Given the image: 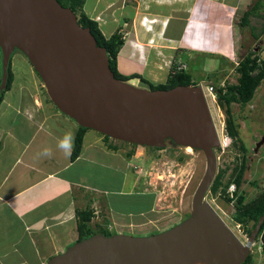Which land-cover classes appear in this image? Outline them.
<instances>
[{
  "label": "water",
  "instance_id": "water-1",
  "mask_svg": "<svg viewBox=\"0 0 264 264\" xmlns=\"http://www.w3.org/2000/svg\"><path fill=\"white\" fill-rule=\"evenodd\" d=\"M22 53L51 103L78 126L110 139L148 147L175 144L201 150L205 174L190 216L154 236L95 234L46 264H244L251 254L204 200L216 172L219 140L200 86L147 90L114 78L97 46L69 8L56 0H0V91L13 52ZM264 141V140H263ZM263 217L247 238L254 244ZM264 248V229L260 234Z\"/></svg>",
  "mask_w": 264,
  "mask_h": 264
},
{
  "label": "rangeland",
  "instance_id": "rangeland-1",
  "mask_svg": "<svg viewBox=\"0 0 264 264\" xmlns=\"http://www.w3.org/2000/svg\"><path fill=\"white\" fill-rule=\"evenodd\" d=\"M257 1L240 0L237 7L238 11H236L237 15L234 19V51L229 52L225 56H220L222 54L216 52L214 56L210 57L208 55L193 54L191 52L187 56L178 59V62L184 65L192 74L196 86L202 87L204 91L219 140V145L214 148L216 158L215 175L218 170H225L224 181L231 178L232 169L236 165H239L242 158V151L238 145H233L231 140L226 136V114L217 105L216 97L211 87L217 89L226 84H236L238 78V73L236 72L237 64L248 52H253L254 56H257L260 61L264 60L263 36L260 35L257 39H254L251 27H243L240 24L243 13L253 7ZM134 2L135 0H122V5L113 8L115 10L114 12H120L122 9L121 13H123V6L128 4H131L130 6L133 7V10H136L135 6L137 4ZM260 2L262 6L255 12L257 15L250 16L248 20L249 26L256 28L255 32H259L261 26L264 24V0H260ZM140 14L134 19L136 23L133 21L127 23L121 22L123 25L119 26L122 28L120 32H122L123 37L127 40H131V37L138 38L139 42L135 41L136 46L142 45V42H144L142 39L145 35L142 34L140 27L147 30V27L154 26L156 23L153 17L145 15V12H140ZM187 15L189 18L190 15ZM121 16H125V14ZM97 20L102 24L104 18L101 19L99 17ZM203 23V26L208 27L211 25V20L207 22L203 21ZM171 25V33H174V28L179 27L178 23L174 21ZM145 42L151 43V40L146 39ZM221 46H224V41H222ZM194 48L198 47L194 46ZM19 53V51L17 52L15 50L10 60L11 66H14L13 76L16 83L20 86H24L25 84L32 91L29 97L33 96L35 98L37 96L38 98L40 96L39 98L45 101V104L49 103L50 100L41 79L37 77L34 80L35 85L34 83L31 84L32 81L30 80L32 78L29 75L27 76L28 66H26V62L28 60L22 53L19 56ZM135 53L130 58L125 59L123 66L129 70L135 69L138 75H142L149 82L158 83L159 80L163 82L162 80L166 78L169 71L167 73V71L159 70L161 66L157 65V63L155 65L150 63L149 65L148 61L145 60L146 58L140 59L139 57L141 56ZM146 63L147 65H145ZM132 64H137L139 67L131 68L133 67ZM28 65L31 64L29 63ZM127 83L138 88L147 89V87L140 85L139 79H132L127 81ZM12 93L10 97L12 99L15 97L18 100L19 95L16 94V91ZM231 111L234 124L237 127L241 143L245 147L246 153V169L243 175L244 182L241 190L246 195V201H250L259 192L264 190V79L257 88L251 102L243 108L238 104H231ZM56 113V117H64L59 112L56 111ZM49 121L57 123L54 119H50ZM91 133L94 132H89V134ZM98 136L102 140V136ZM97 142L95 143L99 144V141ZM102 142L100 141V143ZM110 143L117 146L118 150H107L111 153L118 154L120 159H123L126 163L124 169H127L126 176L120 173L115 174L112 177L113 179L111 178L110 190L118 188L122 179L126 177L127 180H124V186L128 185V182L130 183L128 191L133 190L141 193L139 196L142 198L145 197L146 200L141 203L138 201L131 203V199L135 200L137 196L133 192L129 197H119L121 205L128 200L124 204V208L119 205L120 208L108 209L106 202H109V199H116V196L113 193L102 192V198H98V201L94 197L97 203H94L91 207L94 212V217L89 224L90 228L96 229L97 225L102 227L105 222V225H108V228L112 230L110 234L148 237L164 233L179 225L190 216L193 196L206 170V159L201 150L189 146L177 145L170 139H166L164 146L159 149H151L143 145L134 147V144H123L113 139L110 140ZM128 153H132V155L127 157ZM71 172L76 173L77 171L73 168ZM90 179L92 184L98 186L100 184L103 189L107 186L105 183L99 182L95 174ZM253 183H256V185H253ZM84 193L87 197L89 195H96V191L92 192L86 189ZM89 200H92V198H89ZM204 200L212 207L229 231L242 244H245L244 234L240 229L238 231V224L233 221V214L235 213L233 205L226 203L220 195H211L209 190ZM6 222L8 221L0 223L2 226L1 232H3L2 242H0V254L2 258H6L1 260L0 264H46L50 258L62 254L69 246L76 243L77 240L76 228L73 229L69 225L53 226L52 229L50 228L48 230L52 232L50 235L46 230L43 231V228H39L38 226L29 229L23 227V229L20 228V230L15 231L14 224H11V226L8 224L6 226ZM5 227L9 229H5ZM250 257L252 258L251 264H261L264 261V253L259 244L252 247Z\"/></svg>",
  "mask_w": 264,
  "mask_h": 264
},
{
  "label": "crops",
  "instance_id": "crops-1",
  "mask_svg": "<svg viewBox=\"0 0 264 264\" xmlns=\"http://www.w3.org/2000/svg\"><path fill=\"white\" fill-rule=\"evenodd\" d=\"M81 1L84 14L97 22L106 38L122 29L119 27L123 25L121 22L136 23L134 19L140 12H145V15L153 17L156 22L154 26L147 27V30L140 27L142 34L145 35L142 39L143 44L139 43L142 45H135V41L139 42L138 38L131 37V40L124 38V45L117 57V68L123 75L138 74L135 69L129 70L123 66L125 59L130 58L134 52L141 56L140 59L146 58L149 65L157 63L161 66L159 70L168 73L176 58H183L191 52L210 57L216 52H220L218 53L222 54L220 56H225L235 50L234 19L240 0H135L136 10L134 11L131 4H128L123 6V13L121 8L117 13L113 9L122 5V0ZM186 12L190 15L189 18ZM122 14L125 16H121ZM99 17L104 18L102 24L97 20ZM209 20L211 25L203 26V21ZM174 21L179 27H175V32L171 33V24ZM127 30L129 31L128 28ZM146 39H150L151 43L145 42ZM27 62V76L32 78L31 84L35 85L34 80L39 76ZM132 66L131 68L139 67L137 64ZM13 69L14 66H11L14 75ZM166 78L162 80L163 82L159 80L153 84L164 83ZM13 91L19 95L18 100L10 97ZM31 92L25 84L18 85L13 76L10 89L4 93L0 104V223L8 221L6 226L14 224L15 231L23 227L29 229L38 226L51 235L52 232L48 230L56 225H69L75 229L76 211L89 208L92 210V205L97 203L98 198L103 195L102 192L113 193L116 196V199H109V202H106L108 209L120 208L119 197H129L133 192L137 196L135 200L130 198L131 203L146 200L145 197L139 196L141 193L128 191L130 183L124 186L126 177L122 179L118 188L110 190L112 177L120 173L126 176L127 169H124L126 163L118 154L107 150L104 141L102 142V134L88 129L83 137L80 155L71 162L70 156H65L57 148V143L65 132L71 131L75 136L77 123L60 113L51 101L45 104L40 96L29 97ZM56 111L64 117H56ZM50 119L57 123L49 121ZM98 135L102 136V140ZM97 141L100 145L96 144ZM44 148L52 150L51 157L40 155ZM73 168L76 169V173H70ZM94 174L99 182L107 185L104 189L100 184L99 186L92 184L90 178ZM85 189L96 191V195L85 196ZM127 201L121 205L123 208ZM1 228L0 225V242L3 236ZM3 259L6 258H2L0 254V261Z\"/></svg>",
  "mask_w": 264,
  "mask_h": 264
},
{
  "label": "trees",
  "instance_id": "trees-1",
  "mask_svg": "<svg viewBox=\"0 0 264 264\" xmlns=\"http://www.w3.org/2000/svg\"><path fill=\"white\" fill-rule=\"evenodd\" d=\"M57 3L63 8H69L76 16L78 24L82 28H88L96 40L97 46L106 50L108 58L109 68L112 71L114 78L127 82L132 79H139L140 85L147 87V89L154 90H169L178 86H196L193 80L192 74L187 68L177 69L180 66L178 58L173 61L169 69V74L164 83L153 84L147 79L141 77L138 74L123 75L118 71L117 57L124 45V37L122 32L116 31L110 37L103 36L101 30L98 27L97 22L89 19L83 12V3L81 0H56ZM262 6L260 0L254 3L248 11H245L241 17L240 24L243 27H251L252 35L254 39H257L260 35L264 34V24L261 26L259 32H255L256 28L249 26V17L257 15L255 12ZM122 30V29H121ZM261 36V37H262ZM186 61V60H185ZM236 72L238 73L236 84H226L223 87H219L213 90L217 105L224 110L226 114L225 120V132L226 136L231 140L232 144L239 146L242 151V158L239 165H236L231 172V178L224 181L225 170H218L214 177V180L209 188L211 195H220L226 203H231L235 209L233 214V221L236 224H240L244 229L245 234L250 235L251 231L255 227L260 217H263V223L257 235L260 236L264 229V190L252 200L246 201V195L241 190V186L244 182L243 175L246 169V153L245 147L241 143L237 127L234 124L233 114L231 111V104H238L240 107H245L254 98V94L257 88L260 86L264 79V60L260 61L257 56H254L253 52H248L245 57L237 64ZM6 87L3 92L0 91V104L3 100L4 93L10 89L13 74L11 72V61L8 65ZM88 131L86 128L78 126L76 134L74 136V147L70 155V161H75L81 153L83 137ZM103 141L108 149L118 150L117 146L110 143L108 136L102 135ZM123 144L126 142L119 141ZM134 147L137 145H133ZM151 149H159L158 147H149ZM132 153H128L127 157H130ZM231 185H234V191L228 192ZM256 185V183H253ZM94 217L92 210L86 209L82 211H76V231L78 234L77 241L79 242L85 238L91 237L95 234H103L105 236H111V229L108 225L102 227L96 226V229L90 228V223ZM264 253V248H262ZM252 258L249 256L244 264H251ZM264 264V261L261 263Z\"/></svg>",
  "mask_w": 264,
  "mask_h": 264
},
{
  "label": "clouds",
  "instance_id": "clouds-1",
  "mask_svg": "<svg viewBox=\"0 0 264 264\" xmlns=\"http://www.w3.org/2000/svg\"><path fill=\"white\" fill-rule=\"evenodd\" d=\"M262 38H264V34H263ZM73 147H74V134L71 131L65 132L62 135V137L59 138L58 143H57V148L60 149L64 153L65 156H70L71 152L73 150ZM40 155L44 156V157H51L52 150L50 148H44L42 150V152L40 153ZM248 236L249 235H247V238H248ZM247 243H248V241H247ZM256 244H259L261 246V249L263 248V245H262V243L260 241V236L256 237V241H255L254 244H249L248 243V244H243V245H249L250 251H251V254H252V247L254 245H256Z\"/></svg>",
  "mask_w": 264,
  "mask_h": 264
},
{
  "label": "built area",
  "instance_id": "built-area-1",
  "mask_svg": "<svg viewBox=\"0 0 264 264\" xmlns=\"http://www.w3.org/2000/svg\"><path fill=\"white\" fill-rule=\"evenodd\" d=\"M263 46H264V45H263ZM181 68L183 69V68H185V66L180 64V66H179L177 69L179 70V69H181ZM228 191H229V192H233V191H234V185L230 186V188H229ZM239 229H240V231H242V233H243L244 236H245V244H248V243H247V234H245V231H244V229L241 227L240 224H238V231H239ZM241 243H242V242H241Z\"/></svg>",
  "mask_w": 264,
  "mask_h": 264
}]
</instances>
